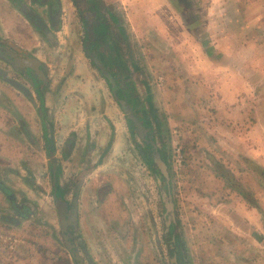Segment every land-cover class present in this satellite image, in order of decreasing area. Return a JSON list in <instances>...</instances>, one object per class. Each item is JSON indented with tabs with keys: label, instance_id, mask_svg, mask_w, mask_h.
Wrapping results in <instances>:
<instances>
[{
	"label": "crops",
	"instance_id": "1",
	"mask_svg": "<svg viewBox=\"0 0 264 264\" xmlns=\"http://www.w3.org/2000/svg\"><path fill=\"white\" fill-rule=\"evenodd\" d=\"M96 1L101 6L99 11L97 4H91L93 0L84 3L88 8L87 24L95 26V40L101 46V52L98 49L95 55L100 67L86 52L84 42L87 46L91 36L84 39L83 22L81 17L75 21L71 16L70 1L65 0L61 14L55 15L53 38L48 39V44L31 21L17 12V7L9 0H0V26L6 33L2 38L14 40L16 36L22 43L31 44L30 55L40 63L45 77L40 89H32L38 104L31 92L27 97L0 77V264H44L35 256L34 243L28 245L33 242L31 238H36L32 221L41 212L53 211L59 222L61 213L67 222L65 228L79 230L87 244L94 234L95 247L100 248L104 238L110 242L109 234L115 226L109 222L116 217L111 214L118 212L116 203L123 201L112 168L122 138L130 130L113 88H121V82L131 83L132 42H139L142 54L148 55L147 67L159 73L174 71L172 79L159 76L158 87L166 84L167 93H171L178 92L181 85L182 93H176V100L164 102L166 115L215 116L230 125V149L249 158L250 173L255 175L260 189L251 193L257 201L249 205L242 182H235L233 174L229 180L221 176L241 202L237 212L232 204L229 206L233 227L228 231L233 235L229 234L227 240L231 248L237 240L242 241L244 247L240 248L245 249L250 238L264 249V64L260 60L258 65V59L248 64L241 50L217 49L211 36L216 10H229L230 21L234 10L242 23L243 16L250 15L247 10H264V0ZM263 16L264 11L253 20L256 41L264 39ZM73 31H78L75 35L80 38L71 39ZM201 34L206 35V40ZM118 39L121 43L117 45ZM75 40H82L83 50L70 52L65 43ZM40 45L47 51L38 50ZM210 46L214 48L208 49ZM119 47L126 51L132 65L123 66ZM204 94L206 112H202V102L197 99ZM249 120L254 122L250 128ZM232 127L239 128L238 137ZM76 194V223L72 225L68 221ZM103 212L109 213L106 218ZM250 215L254 216L253 233L242 224V217L249 219ZM66 252L63 260L75 264L67 248ZM58 260L61 258L55 255L45 264H57Z\"/></svg>",
	"mask_w": 264,
	"mask_h": 264
},
{
	"label": "rangeland",
	"instance_id": "2",
	"mask_svg": "<svg viewBox=\"0 0 264 264\" xmlns=\"http://www.w3.org/2000/svg\"><path fill=\"white\" fill-rule=\"evenodd\" d=\"M91 4H97L98 11L101 9L96 0H93ZM72 10L71 16L75 21H79L80 16L74 8ZM41 11L40 9L38 12ZM263 11L247 10L250 15L248 18L243 16L241 20L243 22L240 23V14L237 15L234 10L230 12L232 21L228 14L229 10H216L213 14L216 18L213 24L214 31L212 30L211 33V36L215 38L214 46L217 49L241 50L247 56L248 64L257 63V59L258 65L260 60H263L262 64H264V16L262 17L263 25H261L263 27L262 41H256L257 29L254 27L255 16ZM244 21L248 23L243 24ZM21 30L23 31L24 28ZM77 32H72L71 39L80 38L75 35V33L78 34ZM5 34L0 26V36ZM201 35L202 40H206L204 39L206 35ZM13 39L7 41L28 54L33 53L31 44L22 43L23 40L16 36ZM75 41L72 44L65 43V47L68 46L66 49L70 52L75 49L83 50L82 40ZM116 43L118 45L121 42L118 39ZM132 44L135 45L133 65L126 51L123 52V47H119L121 50L118 49L123 54V66L132 65L130 66L133 71L130 82L133 91L129 95L133 97L132 105L129 106L132 108L131 112L135 114L132 116L134 121L125 114L130 130L127 133L128 136L122 138L112 168L120 184L123 201L116 203L115 207L118 209L116 214L110 213L116 215L112 217L114 220L109 222L114 224L115 228L110 231V242H106L104 238L105 243L100 248L95 247L93 242L96 234L93 235L92 242L89 240L88 244L91 247H88L79 230L65 228L79 256L85 264H90L94 260H97L95 264H105L107 261L111 264H171L173 256L177 264H264V249L252 242L250 238L247 239L245 249L240 248V245L244 247L242 241L237 240L235 247L231 248L227 240L229 234L233 235L228 231L229 227H233V223L229 220V215L233 211L229 206L232 204L233 210L237 212L241 202L236 192L226 184L228 181H224L221 176L229 180L230 175L233 174L232 178L235 182L239 184V181L242 182L241 187L246 188L248 193L249 205H255V200L257 201L255 195L251 193L257 188L260 189L255 175L250 173L249 158L230 149L227 142L230 125L227 126L223 120L215 116L211 119L209 116L193 118L192 116H176L173 113L166 115L164 102L167 99L176 100V93H182L181 85L178 92L175 90L171 93H167L169 88L167 89L166 84L158 87L156 79L159 76L172 79L174 71L167 70L159 73L153 70L154 67H147L148 55L142 54L144 51L139 46V42H132ZM195 44L193 42L194 48ZM62 47L65 48L64 44ZM38 50L47 51L43 49V45H40ZM151 61L149 60V63ZM0 77L9 85L13 86L9 83V80H12L21 85L28 94L30 92L31 95L33 94L32 86L27 84L28 87L19 74L1 60ZM174 86L177 87V85ZM27 93L24 95L27 96ZM116 94L120 95L119 92ZM178 95L183 96V94ZM33 98L38 104L37 95L33 94ZM197 99L202 102V112H206L207 95L204 94ZM253 123L249 120L248 128ZM238 126L237 123L236 127ZM232 130L238 137L239 128L232 127ZM243 132L242 129V134ZM149 133L152 144L167 167L169 177V195L173 204L175 223L168 232L164 207L160 199V190L165 188V184L164 182L159 184L160 174L152 167L150 146L146 145ZM237 144H239L238 139ZM102 179L106 180L105 177ZM111 179L114 180L113 177ZM46 188L49 189V186L47 185ZM107 214L109 213L103 212V218H106ZM253 217L252 215L249 219L248 216L242 217V224L246 225L252 233L255 229V224H251ZM260 221L262 222L261 219ZM261 222L259 224L263 226ZM31 227L35 230L36 238H31L33 242L31 241L32 243L28 245L32 246L34 243L33 248L36 251L35 254L37 253L35 256L39 257V262L48 263V260L51 261L56 255L59 259L61 258L57 264H67L62 258L64 253L67 254L63 241L65 231L53 211L41 212L38 218L32 221ZM86 238L91 237L86 236ZM80 243L85 244H83L85 250Z\"/></svg>",
	"mask_w": 264,
	"mask_h": 264
},
{
	"label": "flooded vegetation",
	"instance_id": "3",
	"mask_svg": "<svg viewBox=\"0 0 264 264\" xmlns=\"http://www.w3.org/2000/svg\"><path fill=\"white\" fill-rule=\"evenodd\" d=\"M12 5L17 7V12L23 13V16L28 18L31 22V24L37 29V31L40 32V34L45 38H53V28L54 24L57 21V18H55V15L59 12L61 14L62 6L65 0H9ZM71 6H73L74 10H76V13L81 17V20L84 25V39H86V35L89 38V36L95 35L93 33L96 29L95 26L92 28L87 24V11L88 8L85 5V0H69ZM42 10L41 12H38L39 10ZM56 20V21H55ZM47 26V27H46ZM47 28V30H46ZM8 39L2 38L0 36V49L2 54L9 58L10 60H21L23 61L27 56H31L24 50H21L20 48L10 44ZM86 42V40H85ZM84 42V47L85 44ZM6 52V53H5ZM11 55V56H10ZM33 57V56H31ZM34 58V57H33ZM0 60L8 66L12 68L16 73L19 74V76L28 84L29 86H32V89L35 87L40 89V85L45 80H41L33 71H31L29 68H23L19 67L14 68L11 64H9L6 60H4L2 57ZM44 77V70L42 66L39 63L38 67ZM45 79V77H44ZM22 89H24L21 86ZM146 145L149 146L146 142Z\"/></svg>",
	"mask_w": 264,
	"mask_h": 264
},
{
	"label": "water",
	"instance_id": "4",
	"mask_svg": "<svg viewBox=\"0 0 264 264\" xmlns=\"http://www.w3.org/2000/svg\"><path fill=\"white\" fill-rule=\"evenodd\" d=\"M6 53V52H5ZM11 56V55H10ZM3 58L4 60H6L9 64H11L14 68H18L19 67H23V68H29L31 71H33L41 80H44L43 74L41 72V70L38 68L39 67V62L31 57V56H27L23 61L21 60H10L9 58L5 57L0 49V58ZM9 83L12 84L15 88H17L18 90H20L23 93H27L24 89L21 88V85L17 84L16 82L9 80ZM119 104L122 108V111L127 114L128 118L132 121H134V119L132 118V112L129 108L126 107V103L123 100H119ZM149 132V131H148ZM150 133L148 134V140L146 141L147 144L150 146V150H151V156H152V167L153 169L158 170L159 174H160V180H158L159 184L161 182H164L165 184V188H161L160 190V199L161 202L163 204L164 207V216L166 219V230L167 232L170 230L171 225L174 224V218H173V204L171 202V198L169 195V177H168V172H167V167L166 165L161 161L160 156L158 154V151L156 149V147L152 144V141L150 139ZM141 138L143 139V137L141 136ZM72 213L71 216L69 218L68 224H75L76 223V209H77V194L74 196L72 202ZM60 223L61 226L63 227V230L65 231V223L67 224V222L64 223L63 220V216L60 213ZM69 226V225H68ZM63 241L64 244L67 248V250L70 252L73 260L75 261V264H84L83 259L79 256L77 249L75 247V245L72 242V239L70 237V235L65 231L63 234ZM80 245L82 246V244L80 243ZM171 264H177L176 262V258L173 256L171 258Z\"/></svg>",
	"mask_w": 264,
	"mask_h": 264
},
{
	"label": "trees",
	"instance_id": "5",
	"mask_svg": "<svg viewBox=\"0 0 264 264\" xmlns=\"http://www.w3.org/2000/svg\"><path fill=\"white\" fill-rule=\"evenodd\" d=\"M94 33V32H93ZM94 36V35H93ZM91 40V41H90ZM97 43H98V41H96L95 40V36H94V38L92 39V38H90L89 40H88V45L86 46L85 45V48H86V52H88L90 55H92L91 57H92V59L94 60V64L97 66V67H100V65H99V60H98V57H95V55H97L96 54V51L99 49V51L101 50V46L100 45H97ZM105 43V42H104ZM100 44V43H99ZM107 44V43H106ZM109 44V43H108ZM104 47V45L102 46V48ZM105 52H106V50H104ZM120 86H121V88H119V87H114L113 88V92H114V94H115V96H116V98L117 99H119V100H123V101H125V103H126V107L127 108H129L130 110L132 109L129 105H132V97H133V95H132V97H130V93H132V89H133V87H132V85H131V83H127V82H125V84H124V82H121V84H120ZM120 93V95L118 96V94H116V93ZM132 115L134 116L135 114L134 113H132ZM264 177V176H263ZM171 226H173V224L171 225Z\"/></svg>",
	"mask_w": 264,
	"mask_h": 264
}]
</instances>
